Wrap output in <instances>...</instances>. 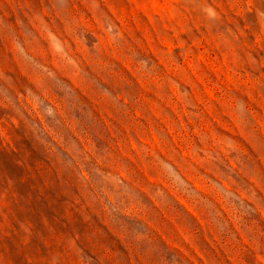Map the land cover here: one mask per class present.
Returning <instances> with one entry per match:
<instances>
[{
  "label": "rangeland",
  "instance_id": "rangeland-1",
  "mask_svg": "<svg viewBox=\"0 0 264 264\" xmlns=\"http://www.w3.org/2000/svg\"><path fill=\"white\" fill-rule=\"evenodd\" d=\"M0 264H264V0H0Z\"/></svg>",
  "mask_w": 264,
  "mask_h": 264
}]
</instances>
